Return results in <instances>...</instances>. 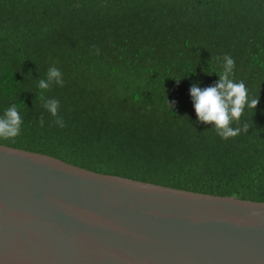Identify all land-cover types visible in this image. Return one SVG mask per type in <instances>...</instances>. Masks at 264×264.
<instances>
[{"label":"trees","instance_id":"16d2710c","mask_svg":"<svg viewBox=\"0 0 264 264\" xmlns=\"http://www.w3.org/2000/svg\"><path fill=\"white\" fill-rule=\"evenodd\" d=\"M225 54L235 60L234 80L249 98L259 95L255 111L233 123L248 132L227 140L197 122L190 96L194 83L217 82ZM53 65L64 86L43 95L60 101L64 127L37 87ZM11 105L21 133L0 145L264 202V0H0V115Z\"/></svg>","mask_w":264,"mask_h":264},{"label":"water","instance_id":"95a60500","mask_svg":"<svg viewBox=\"0 0 264 264\" xmlns=\"http://www.w3.org/2000/svg\"><path fill=\"white\" fill-rule=\"evenodd\" d=\"M0 264H264V202L0 145Z\"/></svg>","mask_w":264,"mask_h":264},{"label":"clouds","instance_id":"9594fccd","mask_svg":"<svg viewBox=\"0 0 264 264\" xmlns=\"http://www.w3.org/2000/svg\"><path fill=\"white\" fill-rule=\"evenodd\" d=\"M96 54H99V49L96 50ZM218 60H220V70L214 72L218 76L217 82L204 88L194 83L190 87V96L197 122L210 124L219 137L227 140L240 135L241 132H248L247 123L237 127H233V123L239 124L245 109L255 111L259 103V95L249 98L246 84L234 80L235 60L230 55L225 54L218 57ZM212 73L208 72L209 75ZM53 85L64 86L63 74L55 65L48 68L44 78L37 79V87L41 90L42 107L51 116L57 117L54 121L56 125L64 127V121L59 117L60 101L43 95V92L50 90ZM169 106L171 107L170 104ZM39 123L43 126L42 117L39 118ZM22 124L23 118L16 105L6 108L3 115H0V139L14 140L20 135Z\"/></svg>","mask_w":264,"mask_h":264}]
</instances>
